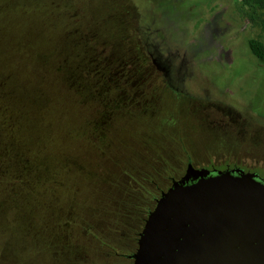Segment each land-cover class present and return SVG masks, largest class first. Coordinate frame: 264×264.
<instances>
[{"label":"trees","instance_id":"16d2710c","mask_svg":"<svg viewBox=\"0 0 264 264\" xmlns=\"http://www.w3.org/2000/svg\"><path fill=\"white\" fill-rule=\"evenodd\" d=\"M236 8L264 32V0ZM140 19L134 0H0V264L10 263V236L37 239L32 250L52 264H83V237L101 241L83 221L77 203L88 199L80 184L76 196L72 170L107 153L112 127L158 114L169 90ZM247 45L264 65V40Z\"/></svg>","mask_w":264,"mask_h":264},{"label":"rangeland","instance_id":"374dc122","mask_svg":"<svg viewBox=\"0 0 264 264\" xmlns=\"http://www.w3.org/2000/svg\"><path fill=\"white\" fill-rule=\"evenodd\" d=\"M134 1L144 42L169 90L158 114L112 127L107 153L96 150L87 171L72 170L80 173L71 181L76 196L80 184L88 199L77 203L87 214L83 221L101 239L83 237V264H132L127 253L136 249L144 219L189 158L196 167L238 165L264 178V65L247 45L249 37L264 40L262 29L239 14L236 0ZM10 237L9 264H52L32 250L37 239Z\"/></svg>","mask_w":264,"mask_h":264},{"label":"water","instance_id":"95a60500","mask_svg":"<svg viewBox=\"0 0 264 264\" xmlns=\"http://www.w3.org/2000/svg\"><path fill=\"white\" fill-rule=\"evenodd\" d=\"M129 256L132 264H264V179L190 160L157 198Z\"/></svg>","mask_w":264,"mask_h":264},{"label":"flooded vegetation","instance_id":"af4514ba","mask_svg":"<svg viewBox=\"0 0 264 264\" xmlns=\"http://www.w3.org/2000/svg\"><path fill=\"white\" fill-rule=\"evenodd\" d=\"M154 61V60H153ZM155 62V61H154ZM193 164V163H192ZM194 165V164H193ZM195 166V165H194ZM196 167V166H195ZM198 168H200V167H198ZM208 168V167H207ZM233 168H241V169H243V170H245V171H252V172H255V173H257L258 175H259V177L260 178H262V179H264L258 172H256V171H254V170H250V169H245L244 167H240V166H238V165H227L226 167H224V168H217V167H211V168H209L210 170H213V169H233Z\"/></svg>","mask_w":264,"mask_h":264}]
</instances>
